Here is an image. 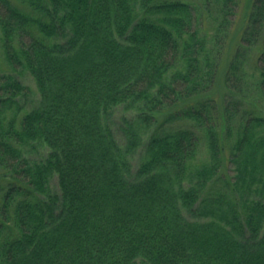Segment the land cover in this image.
I'll return each mask as SVG.
<instances>
[{
	"label": "trees",
	"instance_id": "1",
	"mask_svg": "<svg viewBox=\"0 0 264 264\" xmlns=\"http://www.w3.org/2000/svg\"><path fill=\"white\" fill-rule=\"evenodd\" d=\"M239 8L0 0V264H264V0L212 97Z\"/></svg>",
	"mask_w": 264,
	"mask_h": 264
},
{
	"label": "rangeland",
	"instance_id": "2",
	"mask_svg": "<svg viewBox=\"0 0 264 264\" xmlns=\"http://www.w3.org/2000/svg\"><path fill=\"white\" fill-rule=\"evenodd\" d=\"M252 1L253 0H239L240 8L238 10V15L234 21L233 29L229 33V35H230L229 45H228V48L224 54V58H223V61L221 64V71L219 74L217 85H216V87L212 93V97L218 101L221 108H222L223 103H224L223 102L224 96L227 93V89L225 87V72H226V69H227L229 63L231 62L232 57L234 56L235 52L237 51V49L241 45V38H242V34H243V32L247 26L248 17H249V14L251 12V8H252ZM256 51H257V49H254L253 52H255V54H257ZM255 56H252V58L255 59ZM0 67L1 68L6 67L4 55L2 54L1 50H0ZM15 76L21 82H23L24 84H26L27 86L30 87V89L32 91V95H31L32 102L30 104L36 105L40 99V95L38 93L37 85H36V82H35L34 78L32 77V75L26 69L20 68L19 71L15 73ZM31 105H29V107H31ZM124 117H126V118H124ZM128 117H129V114L124 110L123 107H121V108L116 109V111L113 115V118L111 120V125H112L114 132H115V136H116L117 140L119 141V143H121V144H125V142H126V137H125L126 135L124 133V127H125V121ZM129 119H127V120H129ZM40 151L41 150H39V152ZM143 153H144V147H140L139 149H137V151H135L130 156L133 170L138 169L140 162H141V159H142V156H143ZM35 155H37V154H35ZM224 171L227 172L228 174H233V165L230 163L226 164ZM52 185H53V188L55 190H57V181L56 180L53 181Z\"/></svg>",
	"mask_w": 264,
	"mask_h": 264
}]
</instances>
